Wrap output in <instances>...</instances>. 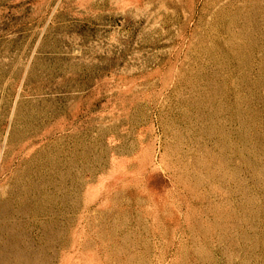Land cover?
<instances>
[{
  "label": "rangeland",
  "instance_id": "374dc122",
  "mask_svg": "<svg viewBox=\"0 0 264 264\" xmlns=\"http://www.w3.org/2000/svg\"><path fill=\"white\" fill-rule=\"evenodd\" d=\"M0 264H264V0H0Z\"/></svg>",
  "mask_w": 264,
  "mask_h": 264
}]
</instances>
